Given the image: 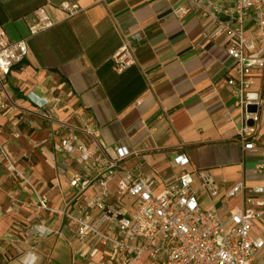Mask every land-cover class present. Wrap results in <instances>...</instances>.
<instances>
[{
    "label": "crops",
    "instance_id": "obj_1",
    "mask_svg": "<svg viewBox=\"0 0 264 264\" xmlns=\"http://www.w3.org/2000/svg\"><path fill=\"white\" fill-rule=\"evenodd\" d=\"M64 2L81 10L69 15ZM181 4L193 10L175 15ZM40 7L54 24L31 34ZM215 19L187 0H0V27L12 41L24 38L28 45L26 57L0 73V264H74L79 245L74 224L40 209L31 187L9 171L3 154L47 196L50 207L68 203L74 209L99 189L92 184L70 200V180L82 169L76 155H64L58 147L71 131L89 143L95 138L107 157L119 162L109 183L114 195L128 170L152 177L157 190L184 172L194 175L197 188L199 173L207 171L219 191L213 198L201 192L202 207L214 205L226 215L234 206H253L263 213L251 233L264 239V206L256 205L264 195L252 191L264 186V171L255 172L264 165V154L245 149L237 139L241 112L228 84L236 68L227 53L233 42L211 36ZM255 23L253 13L249 32ZM130 33L140 35L135 63L120 72L113 55ZM254 78L253 91L263 98L262 133L264 69H256ZM34 96L49 100L47 107L40 108ZM238 181L245 183L244 194L229 196ZM123 201L135 209L132 195L124 194ZM36 224L51 233L39 236ZM257 257L264 264V245L250 264Z\"/></svg>",
    "mask_w": 264,
    "mask_h": 264
},
{
    "label": "built area",
    "instance_id": "obj_2",
    "mask_svg": "<svg viewBox=\"0 0 264 264\" xmlns=\"http://www.w3.org/2000/svg\"><path fill=\"white\" fill-rule=\"evenodd\" d=\"M187 1L197 5L203 16H215L212 37L226 36L232 40L227 53L235 61L236 68L228 77V84L241 112L237 139L245 149L264 154V131L259 133L263 98L253 91L254 71L264 69V0ZM95 2L105 3L107 0ZM62 7L69 15L81 10L77 3L64 2ZM191 10L181 4L173 12L184 16ZM253 13L256 19L254 33L247 28V20ZM53 24L47 11L40 7L35 11L30 33L44 31ZM139 40V33L125 36L124 44L113 55L117 71H124L135 63V45ZM259 45H262L261 49ZM27 52L26 39L12 41L0 27V73L7 74L26 57ZM35 98L40 108L47 107L49 100L41 102ZM250 105H256L257 110L250 111ZM58 151L64 155H76L82 169L70 180L74 191L70 200L79 197L92 184L99 189L91 200L77 201L74 209H70L68 203L58 209L50 207L47 196L39 193L4 150L3 154L9 171L24 178L31 187L40 209L50 210L74 224V236L79 242L74 264H135L147 252L155 264H250L255 252L264 245L262 237L251 233L253 221L263 212L246 204L232 207L226 215L214 205L208 209L202 207L201 192L213 198L219 191L217 182L207 171L199 173L197 188H194V175L184 172L176 181L157 190L152 177L128 170L118 180L117 194L114 195L109 183L119 168V162L109 159L95 138L89 143L71 131L61 140ZM263 171V164L255 169L257 173ZM244 191V181H238L229 189L228 195L233 197L244 194ZM252 191L264 195V186ZM126 193L135 198L133 211L123 201ZM253 199L251 197L248 201ZM256 205L263 207L264 197L257 199ZM33 229L39 236L51 233L42 224L34 225Z\"/></svg>",
    "mask_w": 264,
    "mask_h": 264
},
{
    "label": "rangeland",
    "instance_id": "obj_3",
    "mask_svg": "<svg viewBox=\"0 0 264 264\" xmlns=\"http://www.w3.org/2000/svg\"><path fill=\"white\" fill-rule=\"evenodd\" d=\"M261 263V259H259L258 257L254 259L253 264H260ZM135 264H155V262L152 260V258L150 257V254L144 253L136 262Z\"/></svg>",
    "mask_w": 264,
    "mask_h": 264
},
{
    "label": "water",
    "instance_id": "obj_4",
    "mask_svg": "<svg viewBox=\"0 0 264 264\" xmlns=\"http://www.w3.org/2000/svg\"><path fill=\"white\" fill-rule=\"evenodd\" d=\"M248 109H249L250 111H255V110H257V106H256V105H250V106L248 107ZM250 123H252V121H250Z\"/></svg>",
    "mask_w": 264,
    "mask_h": 264
}]
</instances>
